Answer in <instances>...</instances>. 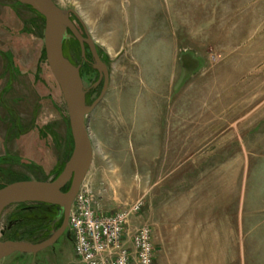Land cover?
I'll return each mask as SVG.
<instances>
[{
	"label": "rangeland",
	"instance_id": "1",
	"mask_svg": "<svg viewBox=\"0 0 264 264\" xmlns=\"http://www.w3.org/2000/svg\"><path fill=\"white\" fill-rule=\"evenodd\" d=\"M54 1L108 67L86 117L98 212L141 200L130 225L151 227L156 264H264V0ZM45 27L32 6L0 0V188L55 180L74 149ZM63 46L92 106L96 59L72 34ZM59 209L9 203L1 243H43ZM1 264H78L74 237Z\"/></svg>",
	"mask_w": 264,
	"mask_h": 264
},
{
	"label": "water",
	"instance_id": "2",
	"mask_svg": "<svg viewBox=\"0 0 264 264\" xmlns=\"http://www.w3.org/2000/svg\"><path fill=\"white\" fill-rule=\"evenodd\" d=\"M19 1L32 6L46 19V56L51 71L59 83L67 103L74 149L63 172L55 180H22L5 184L0 188V216L4 207L9 203L23 201L58 205L63 216L60 228L49 239L36 246L21 247L23 243L15 241L1 243L0 241V264L5 255L2 245L12 244V250L37 253L54 244L68 228L71 205L90 169L93 159V149L86 117L96 103L103 98L109 76L108 67L100 59L94 39L87 31L86 36H84L71 20L70 14L75 13L73 10L67 13L63 12L54 0ZM68 31H71V34L78 39L83 51H85L86 44L89 45L96 59V68L100 71L98 83L103 79L105 80L103 90L92 106L87 105L86 89L80 72L73 67L64 54V40L71 35ZM69 183V189L64 190Z\"/></svg>",
	"mask_w": 264,
	"mask_h": 264
},
{
	"label": "built area",
	"instance_id": "3",
	"mask_svg": "<svg viewBox=\"0 0 264 264\" xmlns=\"http://www.w3.org/2000/svg\"><path fill=\"white\" fill-rule=\"evenodd\" d=\"M94 193L84 179L70 209L68 229L74 237L78 264H156L151 227L130 225L142 201L102 214Z\"/></svg>",
	"mask_w": 264,
	"mask_h": 264
},
{
	"label": "bare ground",
	"instance_id": "4",
	"mask_svg": "<svg viewBox=\"0 0 264 264\" xmlns=\"http://www.w3.org/2000/svg\"><path fill=\"white\" fill-rule=\"evenodd\" d=\"M66 165V164H65ZM27 245L25 244H21V247H26ZM13 249V245L12 244H8V245H2V250L5 252V254H7L9 251H11Z\"/></svg>",
	"mask_w": 264,
	"mask_h": 264
},
{
	"label": "flooded vegetation",
	"instance_id": "5",
	"mask_svg": "<svg viewBox=\"0 0 264 264\" xmlns=\"http://www.w3.org/2000/svg\"><path fill=\"white\" fill-rule=\"evenodd\" d=\"M82 34H83V33H82ZM83 35H84V34H83ZM84 36H86V32H85V35H84ZM66 38H67V37H66ZM59 211H60V209H59ZM60 215H61V212H60ZM61 216H62V215H61ZM62 222H63V216H62ZM61 224H62V223H61ZM61 224H60V226H61ZM60 226L56 229V231L60 228ZM67 229H68V228H67ZM67 229H66V230H67ZM56 231H55V232H56ZM55 232H54V233H55ZM54 233H53V234H54ZM64 233H65V232H64ZM53 234H52V235H53ZM52 235H51V236H52ZM51 236H50V237H51ZM48 239H49V238H48Z\"/></svg>",
	"mask_w": 264,
	"mask_h": 264
}]
</instances>
